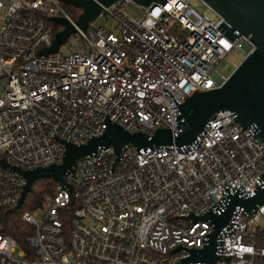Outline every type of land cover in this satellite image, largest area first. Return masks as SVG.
Here are the masks:
<instances>
[{
	"label": "built area",
	"instance_id": "obj_1",
	"mask_svg": "<svg viewBox=\"0 0 264 264\" xmlns=\"http://www.w3.org/2000/svg\"><path fill=\"white\" fill-rule=\"evenodd\" d=\"M129 1L102 7L112 30L79 31L85 49L37 55L52 43L50 17L73 21L62 1L0 0V160L22 170L60 164L61 140L85 144L108 122L176 135L185 99L221 86L216 66L233 48L252 49L243 36L225 34L220 16L187 0L140 6L138 23L123 11ZM256 134V125L243 128L222 110L187 145H126L118 160L113 147H98L77 160L64 185L53 180L35 210L20 213L32 229L26 249L3 233L22 207L9 211L25 180L0 166V264H182L213 231L209 219L191 216L220 215L232 196H252L263 184ZM214 253V264H264V204L250 212L236 206Z\"/></svg>",
	"mask_w": 264,
	"mask_h": 264
},
{
	"label": "water",
	"instance_id": "obj_2",
	"mask_svg": "<svg viewBox=\"0 0 264 264\" xmlns=\"http://www.w3.org/2000/svg\"><path fill=\"white\" fill-rule=\"evenodd\" d=\"M81 10L76 20L72 22L63 16H52L51 22L62 27L54 34L49 47L39 49L37 55H47L56 52L66 42L67 38L79 31L85 32L90 22L100 14L102 7H108L117 0H61ZM147 7L152 3H165L166 0H130ZM216 15L223 19L222 27L230 39L243 36L252 49L242 58L237 66L225 77L220 87L202 92H195L187 97L180 106L182 118L178 134H173L169 128H157L152 135L142 132H128L116 123L108 122L104 132L91 137L85 144L76 145L61 140L65 148L64 157L60 164L41 166L31 170H22L0 160V166L20 174L25 184L22 188L17 205L9 210L14 212L23 203L26 195L33 191V183L38 179H52L60 185L65 184L64 176L72 171L79 158L90 155L98 147L111 146L116 160L120 157L122 148L133 145L137 150L147 146L171 145L183 146L193 142L203 129L209 117L218 111L230 110L235 114V122L245 128L256 125L257 134L264 141V0H201ZM238 32V34H236ZM263 184L254 195L239 197L234 195L227 203L226 209L215 215L208 211L193 219H209L213 231L209 234L207 244L201 249H190L191 256L184 259L182 264L190 260L204 261L214 264L216 238L222 228L228 224L235 207L245 211H255L258 205L264 204V173L261 175ZM181 249V247H179ZM228 259V258H227Z\"/></svg>",
	"mask_w": 264,
	"mask_h": 264
},
{
	"label": "rangeland",
	"instance_id": "obj_3",
	"mask_svg": "<svg viewBox=\"0 0 264 264\" xmlns=\"http://www.w3.org/2000/svg\"><path fill=\"white\" fill-rule=\"evenodd\" d=\"M187 2L197 11L209 16L210 18L215 17V13L210 8H208L201 0H187ZM61 5L64 7V9H66L65 7L67 6V4L62 2ZM68 6L73 7L72 5ZM123 11L136 23L140 22L145 17L144 10H142L139 5L131 1H129L123 7ZM113 23V19L110 16H98L94 21L89 23L88 30L90 28H96L101 25L105 26L109 30H112ZM75 48H86L85 39L82 38L79 32L71 34L67 38L66 42L60 46L59 51L66 54L73 51ZM249 50L246 46L233 48L216 66L217 73L221 76L227 77ZM36 219H40V213L37 214ZM14 255H16V253H14Z\"/></svg>",
	"mask_w": 264,
	"mask_h": 264
},
{
	"label": "trees",
	"instance_id": "obj_4",
	"mask_svg": "<svg viewBox=\"0 0 264 264\" xmlns=\"http://www.w3.org/2000/svg\"><path fill=\"white\" fill-rule=\"evenodd\" d=\"M65 8L67 14L73 20H76L78 15L81 13V10L75 7L67 5ZM52 27L53 35L62 29V27L57 24H52ZM54 186L55 183L51 179L36 180L33 183V191L27 194L21 209L10 216V221L3 233L15 238L19 244V247L23 249L27 248V245L25 244V238L32 230L30 226L21 221L20 213L24 210H35L41 204L43 195L46 192L51 191Z\"/></svg>",
	"mask_w": 264,
	"mask_h": 264
}]
</instances>
